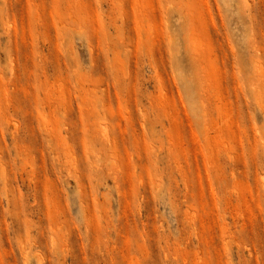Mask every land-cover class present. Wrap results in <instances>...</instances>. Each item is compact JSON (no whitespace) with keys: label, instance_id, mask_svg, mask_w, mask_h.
<instances>
[{"label":"rangeland","instance_id":"374dc122","mask_svg":"<svg viewBox=\"0 0 264 264\" xmlns=\"http://www.w3.org/2000/svg\"><path fill=\"white\" fill-rule=\"evenodd\" d=\"M0 264H264V0H0Z\"/></svg>","mask_w":264,"mask_h":264}]
</instances>
